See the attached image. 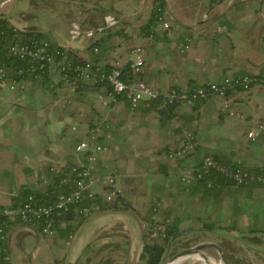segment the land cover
Segmentation results:
<instances>
[{
    "label": "crops",
    "instance_id": "0c3cea01",
    "mask_svg": "<svg viewBox=\"0 0 264 264\" xmlns=\"http://www.w3.org/2000/svg\"><path fill=\"white\" fill-rule=\"evenodd\" d=\"M7 1L18 0H0V16L16 31L33 27L81 60L126 65L134 47L141 46L145 63L140 77L159 89L237 74L264 76V0H163L177 28H155L154 36L150 28L159 22L152 21L155 0H122L118 12L94 0H75L72 10L82 17V35L75 39L70 28L53 32L8 19L2 9ZM91 7L101 14L86 10ZM108 16L119 22L109 24ZM187 34L196 36L186 51L180 43ZM49 78L50 86L34 78L0 80V211L13 222L6 236L10 264H144L145 242L154 238L144 224L153 220L155 206L158 219L169 216L177 223V239L189 237L178 249L216 242L233 264L254 253L264 258V234L258 232L261 242L253 243L256 232H245L255 223L264 226V187L228 184L216 190L197 182L192 173L183 180L204 155L216 154L246 169L264 167L262 85L232 92L225 100L180 107L163 119L147 110L144 101L136 107L124 96L114 101L106 84L85 80L72 91L60 74ZM260 125L261 133L254 136ZM92 128L107 148L98 154L93 176H117L120 197L88 218L75 215L61 222L51 235L38 223H22L9 214L22 203L23 188L44 193L58 172L87 164L88 151H78L77 145L90 138ZM189 133L196 150L183 159L171 157ZM95 189L102 194L106 187L97 183ZM210 226L214 228L205 229ZM49 246L53 253L44 255ZM205 252L218 255L215 248Z\"/></svg>",
    "mask_w": 264,
    "mask_h": 264
},
{
    "label": "built area",
    "instance_id": "2783aa9c",
    "mask_svg": "<svg viewBox=\"0 0 264 264\" xmlns=\"http://www.w3.org/2000/svg\"><path fill=\"white\" fill-rule=\"evenodd\" d=\"M5 20L0 16V47L5 50L6 57H17L27 60L29 63L26 71L38 76H53L55 73L61 75L63 81L68 82L70 89L76 91L79 84L85 80L93 82H106L109 86L110 96L116 101L120 96L130 100L133 107L140 102H145V107L149 111L159 113L162 110H168L170 105L175 108L193 107L198 101H209L210 99H227L232 92L250 91L256 85L264 87V76L250 73L237 74L229 76L220 81H209L206 84L191 85L184 83L178 87L171 86L166 90L159 89L146 82L140 77L141 70L145 63L144 51L141 46L134 47V57L129 61V72H124V66L116 63L113 66L106 67L101 63L91 59H85L82 62H74L72 53L67 46L54 44L52 41L42 38L24 43L5 36ZM109 24L119 22L114 16L107 17ZM158 24L151 27V36H154L155 28L163 31H172L176 29L174 21L165 10L158 12ZM13 27L9 24V27ZM14 31L16 28L13 27ZM72 38L75 39L82 35L80 26L75 23L70 30ZM196 34H187L184 42L180 43L181 49L186 50L191 46ZM97 50V48H95ZM23 73L21 70L20 74ZM6 76V62L0 60V80L4 81ZM15 84V82H14ZM14 84L12 88L14 87ZM156 102V103H155ZM160 114V113H159ZM263 126L253 130L254 136L261 133ZM98 129L92 128L89 131L90 138L81 141L77 145L78 151H88L87 164L73 165L65 177L61 180L62 185H67V192H61L55 195L54 200L41 203L35 195H29L23 203L17 208L9 211V214L16 216L22 223L43 222L42 232L51 235L56 231V224L62 216L72 210L73 205H77L75 213L81 217L88 218L98 212L104 205L115 201L122 194V190L117 186V176L110 175L106 178H95L93 176L94 164L99 158V153L107 151L98 141ZM196 141L191 133L187 134L176 150L170 152V156L177 159L186 158L191 152L196 150ZM216 170L225 175L229 180L237 185L256 182L264 184V171L261 173H251L240 166L218 162L213 156H203L202 163L193 170H186L183 180L188 179L192 173L197 179H203L211 175V171ZM97 183L105 185V192L99 193L95 189ZM208 186H213L209 182ZM155 215L153 220L144 224L148 233L152 237L166 238L169 228L172 224V218L165 217L158 219L156 212L158 207L153 208ZM8 214V212H6ZM5 222L0 227V238L5 239ZM0 264H10V255L6 249L0 250Z\"/></svg>",
    "mask_w": 264,
    "mask_h": 264
},
{
    "label": "trees",
    "instance_id": "16d2710c",
    "mask_svg": "<svg viewBox=\"0 0 264 264\" xmlns=\"http://www.w3.org/2000/svg\"><path fill=\"white\" fill-rule=\"evenodd\" d=\"M153 9H154V16H153V20L158 19V12L159 10H165L164 9V1L163 0H155V4L153 5ZM5 23V36L18 40V41H22L24 43H31V41L36 40V39H42V38H48L49 36L44 33V32H40L39 30L35 29V28H30L27 30H20V31H14L13 27H9V22L5 19L3 20ZM151 31V30H150ZM155 34V33H154ZM73 55V59L74 62H82L84 60H81L77 55H75V53L71 52ZM0 60H2L3 62H6V78L7 80H21V78H34L35 82H39L41 85H47L50 86L49 84L52 83V81L50 80L49 76H38V74H30L26 71V69L29 66V63L27 60L24 59H18L17 57L11 56V57H6L5 56V50L0 47ZM106 67H110V66H106ZM21 70L23 71V73L20 74ZM124 72H127V74H130L131 72H129V62L126 63V65L124 66L123 69ZM40 78V79H39ZM95 83V82H94ZM96 84H103L105 85L106 82H97ZM107 85V84H106ZM191 85H196L194 83H191ZM108 86V85H107ZM175 87H178V85H174ZM109 88V86H108ZM206 102V101H198L194 106L197 107L199 104ZM156 103V102H155ZM176 108L175 105H170L168 110H162L159 111L160 115L162 116L163 119H168L170 117H173L176 114ZM213 158L215 160H217L218 162L221 163H226V164H233L235 166H238V164H234L232 163V160H226V159H221L218 155H213ZM73 166V165H72ZM66 168V170H63V172H58V174L56 175V180L54 182V184L50 185L48 187V189L46 190V192L41 193L38 191H35L31 188H23V190H21L20 194H19V198L23 201L31 194L35 195L36 198H38V200L41 203H46L50 200H54L55 199V195L61 192H67L68 186L66 185H62L61 184V180L65 177L66 172H69L71 170V167ZM241 166V165H240ZM245 170L249 171V172H253V173H261V171H264V167L263 168H252V169H246ZM213 182V186H211L213 189L219 190L221 189L223 186L226 185H234L237 186L239 188H244V189H248V190H253L254 188L257 187H264V184H258L256 182L253 183H249V184H241V185H237L234 181L229 180L225 175H223L222 173L217 172L216 170H212L211 171V175L210 176H206L203 179H199L197 182L199 183H204V186L208 187V183L209 182ZM208 187V188H211ZM77 205H73L72 206V210L68 211L67 214H65L64 216H62L61 220L57 222L56 224V229L59 226V224L61 225V222L66 221V220H71L74 219L75 215H77L75 213V208ZM168 218H170L169 216H167ZM3 221L5 222V230L4 233H7L9 231V229L11 228V223L8 219L7 216L4 214V212L0 211V227L3 223ZM38 225H40V228H43V222L40 221L38 222ZM214 228V226H210L207 227L205 229L207 230H212ZM246 233L248 234H253L254 232H256L257 235H254L252 237V242L253 243H259L261 242V238L260 235L258 234V232L264 234V226H258V224L255 223L254 227H249L247 230H245ZM150 235V233H148ZM179 236V229H178V225L175 221L172 220V224L169 228L168 234L166 236V238H162V237H154L151 242L146 241L145 242V246L143 248V251L141 253V260L144 262V264H162L163 261L166 259V255L167 252H170V254H172V252L176 251L178 249V247L173 246L174 242L176 241V239ZM1 249H6L8 252V247L6 246V238L3 240L0 238V250ZM1 254V253H0ZM241 260L235 262L234 264H239ZM247 262V261H246ZM232 263V262H231ZM233 264V263H232Z\"/></svg>",
    "mask_w": 264,
    "mask_h": 264
},
{
    "label": "rangeland",
    "instance_id": "374dc122",
    "mask_svg": "<svg viewBox=\"0 0 264 264\" xmlns=\"http://www.w3.org/2000/svg\"><path fill=\"white\" fill-rule=\"evenodd\" d=\"M97 5L106 4L111 7V10L118 12V4L122 0H94ZM75 0H18L7 1L5 6L2 8L4 13L7 15L8 19L13 20V18L21 19L25 21L26 24L35 25L38 29L42 30H52L53 32L57 30H64L67 32L69 28L71 29L75 23L80 25L81 15L75 13L72 9L75 7ZM93 3V2H92ZM90 11H100L97 8L86 9ZM89 11V12H90ZM20 22L22 25L23 22ZM27 25V26H30ZM68 33V32H67ZM189 237H183L176 240L174 246L181 247L187 245L186 241ZM38 246H43V244H36ZM262 248L263 247H258ZM264 250V249H263ZM44 255L53 253V248L51 246L47 247L42 252ZM249 258L242 257L239 264H264V258L260 259L257 253L253 254ZM214 260L220 263L221 258L216 255L213 256ZM231 262V257L229 258ZM247 261V262H246ZM185 261L183 264H189ZM192 264H203L202 260H195ZM223 264V263H220Z\"/></svg>",
    "mask_w": 264,
    "mask_h": 264
},
{
    "label": "water",
    "instance_id": "95a60500",
    "mask_svg": "<svg viewBox=\"0 0 264 264\" xmlns=\"http://www.w3.org/2000/svg\"><path fill=\"white\" fill-rule=\"evenodd\" d=\"M206 248H215L218 252V256L221 258L223 264H232L228 257L225 255L223 248L216 242H197L189 247L180 248L172 254L167 252L166 259L162 264H183L189 258H195L202 260L203 264H220L212 256L205 252Z\"/></svg>",
    "mask_w": 264,
    "mask_h": 264
},
{
    "label": "bare ground",
    "instance_id": "6f19581e",
    "mask_svg": "<svg viewBox=\"0 0 264 264\" xmlns=\"http://www.w3.org/2000/svg\"><path fill=\"white\" fill-rule=\"evenodd\" d=\"M177 264V263H176Z\"/></svg>",
    "mask_w": 264,
    "mask_h": 264
}]
</instances>
